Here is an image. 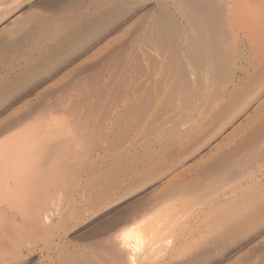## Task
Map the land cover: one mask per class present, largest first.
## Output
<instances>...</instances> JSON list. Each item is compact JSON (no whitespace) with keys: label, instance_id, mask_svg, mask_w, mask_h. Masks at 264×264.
I'll return each mask as SVG.
<instances>
[{"label":"rangeland","instance_id":"374dc122","mask_svg":"<svg viewBox=\"0 0 264 264\" xmlns=\"http://www.w3.org/2000/svg\"><path fill=\"white\" fill-rule=\"evenodd\" d=\"M2 1L0 0V5L3 3L0 8L5 11L9 6ZM156 1L158 0H103L98 3L95 0H19V7L11 17L0 21V141L12 134L20 133L30 126L36 127L41 125L36 130L41 131L43 129L44 137L46 135L43 142L47 146H45L46 150L43 148V151H46L47 155L50 151H54L51 156L53 154L60 155L59 157L62 156L61 160L56 163V167L60 168V170L62 167L63 169L66 167V171H69V169L71 171L75 167L74 171L77 173L80 170L85 171L83 177L80 179V184L74 183V180L71 178V182L68 183L71 186L67 187L66 183V186H63L65 188L61 189L60 197L62 200L65 199L62 204L65 207L64 210H67L69 214L67 218L69 220L66 219L64 222L66 225L63 224L57 230H54V236L51 235L50 239L44 237L42 233L30 229L25 212H21L18 209L10 211L9 216L11 221L18 220L19 226L22 225V228L16 227L13 225L14 221L8 225L10 228H13L14 234L18 235L16 238L20 240L19 242L16 238H11V240L14 239L17 245L20 246V250L18 249L15 254L16 256L14 255L13 259L10 260L11 264H71L73 262V264H84V262L85 264H107L108 261V264H112V256L111 258L107 256V254L112 255L110 253L112 250L110 252L106 251L108 247H105L99 251L98 247H94L106 234V236L111 235L110 233H114L121 225L132 219V216L137 217L143 210L159 204L158 202H161V199L167 195V191L175 187L174 183L178 186V183L181 185L185 181L193 180L194 185L199 186L200 181L208 177V180L205 179L206 182H201V184H207L211 178L220 177L224 173H227L223 172L222 169L232 164L233 166H240H234L240 173L234 167L231 169L235 172L237 171V174L234 175L235 179L237 175V181L234 180V183L236 185L240 184L236 188L238 190L237 194L242 196L245 193L244 197L246 201L250 200L247 201V203L250 202V205H247V209L249 206L248 210L250 211L247 210V215L251 214V212L252 215H249L251 221L250 225L246 228L248 230L239 229L235 233H232L229 232V226L226 225L221 228L222 233H220L222 235L217 233L218 236L220 235L217 237L216 233H212L208 229V223L204 224L201 220L195 219L191 222V228H188V232L191 233L192 237L194 235L193 238L195 240L199 239L200 243L197 248L199 252L203 248L202 253L198 257L189 258V260H187L188 258L183 260L180 258L177 261L174 259L176 263L169 258L170 261L167 259L166 262L167 264H183V262L184 264H264V209L263 213L257 211V206L264 204V197L255 196L252 192V189L257 185L264 186V177L262 175L264 172H261L264 171V158H262L264 155L258 158L255 153L262 151L259 149L252 150L250 145L251 138L257 132L259 133L261 127L263 128L264 126L262 125L264 124V101H261L264 97L262 96L260 99L262 102V107L260 108L263 110L257 111V118H255L256 116H252V118L244 121L243 126L239 124L240 121L235 122L226 133L218 136L213 141L212 148L206 147L195 155H191L194 147L203 139L199 136L202 133L201 130L203 128L207 129L212 124H216L221 119L223 111L229 106L238 104L237 102L241 100H239L240 97L242 98L244 94L253 91L254 88L264 82L262 81L264 80V72H262L264 71V68L262 69V66H264V60H262L264 58V37L262 39L259 36H251L246 29H243L244 24H241L242 29L237 26L235 28L234 40L235 44L238 45H235L236 49L238 47V51L235 53V61L231 62L236 64L233 69L234 71L236 67L239 69L235 71V81L237 82L235 83L238 87L236 91H238L233 93L231 99L228 97L223 101L217 100L218 105L215 103L214 100L217 97L220 98L219 95L216 96L218 94L216 91L220 89V85L223 83L226 86L229 85L230 76L225 75L224 79H227L225 82L224 79L220 83L215 81V79L211 83L210 81L204 82L208 83V90H206V84L202 83V87L206 88V93H210L209 96L213 97L214 94L212 95V93H216V98L213 97L214 100H211L213 102H211V106H214L211 107L212 111L208 103L210 97L205 96L204 90L200 94L203 97L200 96V92L196 88L192 89V94L190 92L192 98L190 106V104L187 105L185 103V98L188 94H185L183 91L179 92L173 88L174 77L171 73L172 70H166L169 67L165 69L164 67H160L161 70L159 71L158 66L155 73L154 60H149L151 62H141L143 63L142 69L143 67L145 68L141 73L135 69L137 60V56L135 55L136 49L132 47V50H134L130 53L131 41L147 25L152 24V18L157 17L160 13V8ZM177 1L179 2L180 0ZM170 11H172V16L176 22L182 26L185 20L183 14L175 11L172 6ZM159 21V18H157L156 23H160ZM236 34H238V39L236 38ZM247 37H251L252 39L250 40ZM236 40L238 41L236 42ZM259 40H262V43ZM232 42L233 40H226V43L229 45H232ZM122 52L123 60L113 59L117 53ZM126 54L129 56L126 57ZM130 55L132 56L130 57ZM259 58L262 61L261 66V61L258 63ZM248 61L253 65V68L251 64L248 65ZM146 66H149V68ZM258 68L259 71H257ZM245 69L247 70V75L246 71L244 72ZM163 70H166L167 73ZM255 71L257 72L255 73ZM169 73L171 76H169ZM148 75L150 76L148 77ZM157 75L159 76L157 77ZM260 79L261 81H259ZM146 80L147 82H144ZM256 81L259 83H257L258 85ZM211 84L214 86L213 89L211 88ZM225 84L221 85L222 87L219 90L221 96L224 92L223 96H227L228 94ZM223 86L225 91H222L224 90ZM209 89L211 92H209ZM171 96L175 97V100L172 102L167 101V98ZM233 96L235 97L233 98ZM200 97L201 99H207L203 101ZM146 99L151 101L147 102L145 101ZM197 99H200L201 102ZM232 99L235 100L233 101ZM217 106L218 108H216ZM200 107H202V110ZM225 107L227 108L225 109ZM113 111H115L114 114ZM199 111L203 116L200 115ZM221 111L223 113L219 115ZM217 113L220 117H217ZM212 119L213 121L211 122ZM53 126H57L56 132ZM59 127H62L65 132L61 128L59 129L60 132L58 131L57 133ZM66 127L67 130L69 128L68 131H66ZM175 127H177L176 130L178 132L173 130ZM191 130H193V133ZM51 131L55 132V134L51 133ZM199 131L201 132L199 133ZM55 136L57 140L52 141ZM178 136L180 140H178ZM175 139L176 141H174ZM47 140L48 143L46 142ZM180 141L182 142L181 145ZM246 142H249V144ZM53 144L54 148H50ZM169 148L170 150H167ZM180 151L183 154L181 156ZM253 152H255V155ZM254 157L255 159L257 157V159L254 160ZM243 161L244 163L246 161L250 162L249 167L251 168L247 167L250 176L246 175V168H243V166H248V163L246 162L245 165H242ZM59 162L61 166H59ZM97 166L101 168L94 169ZM68 167L69 169H67ZM166 167L171 168V171L167 172V174L163 172V169L164 171L167 169ZM112 171L114 172V176ZM115 171L118 173L116 174ZM126 171L128 172L127 174ZM155 171L156 173L163 174V176L141 190L138 194L126 198L120 204L112 206L113 202H111L112 208H109V210L105 209L108 206L105 208L102 206L105 201L101 202V204L98 201V190H102L109 185L110 187L108 188L111 189L112 187L113 193L117 191L111 197L115 199L122 196L132 184L139 185L142 181L148 179L152 173H155ZM103 174L106 175L103 176ZM240 175L244 178H241ZM196 176H199L201 179L195 180ZM90 177L91 179H89ZM123 178L124 183L123 181L122 183L124 185L119 182ZM240 178L242 179L241 183L238 180ZM256 178L259 179L256 180ZM66 179L64 182L70 181L69 178ZM135 180H137V183ZM86 181H88L87 184H85ZM96 181L98 186L96 185ZM250 181H252L251 186H248L250 185ZM110 183L112 184L110 185ZM119 183H121V188ZM59 184L61 185L60 182ZM72 184H75V187ZM91 184L96 185V187ZM92 187L93 190L95 188V191L89 195L90 200L92 198V201H90L88 193L91 192ZM49 189L51 193L54 191L52 187H49ZM82 190L84 192H81ZM247 190L250 191L247 192ZM70 193L72 199L70 198ZM82 195L84 197H81ZM83 198L86 204L83 203ZM96 198L98 199L96 200ZM97 201L99 206L97 205L98 203L96 204ZM89 203L90 206L88 205ZM167 205L168 203L165 204V206ZM80 207L81 216L78 219L76 218V220L73 217L77 213V210L80 211ZM83 208L85 210H82ZM72 211L75 212L74 216ZM24 216L25 218H23ZM211 218L209 222L213 224L217 218L214 216ZM195 226L197 230H195ZM27 229L32 231V233H29ZM21 230L24 232H21ZM209 232L211 235L207 236ZM212 236L215 240L212 239ZM91 242L92 245L90 244ZM89 244L94 247L93 250L97 251L98 255H102L103 262L101 260L102 257L100 255L97 257V254H94ZM2 250L0 246V252ZM86 257L88 258L87 261ZM260 259L263 263L262 261L260 262Z\"/></svg>","mask_w":264,"mask_h":264},{"label":"bare ground","instance_id":"6f19581e","mask_svg":"<svg viewBox=\"0 0 264 264\" xmlns=\"http://www.w3.org/2000/svg\"><path fill=\"white\" fill-rule=\"evenodd\" d=\"M3 1L9 7L5 11L1 10V8H0V10H1L0 21L4 20L6 18H10L11 15L14 13V11L17 10V8L19 7V4H20L19 0H3ZM95 1H97L99 3V2H102L103 0H95ZM180 1L179 2L177 0H158V1H156V3L158 4V7L160 8V13L158 14L157 17L155 16L154 18H152V24L147 25L145 27V29L133 41H131V45H130L131 51L130 50H128V51H130V53H132L134 50V49L132 50V47H134L136 49V53L137 52L139 53V54L135 53V55L137 56L135 69H137V71H139L140 73L142 72L143 69H145L144 67L142 69L143 63H141L144 61L147 62L149 60H154L153 64H155L154 65L155 73H156V69H158V66H159V71L161 70L160 67H164V69L166 67H169L166 70H168V69L172 70L171 73L173 74L172 76L174 77V78L171 77L174 79V81H173L174 87L173 88H175V90H177L179 92L183 91L185 94H188V96L185 98L186 99L185 103H187V105H189L190 102L192 101V98H191V94L193 92L192 89H195V88L198 89V91L200 92L199 95L203 93V90H204V93H206V91H205L206 88L204 86L202 87V83L208 82V81H210V83H211V81L214 82V79H215V81H218L220 83L224 79L225 75L230 76L229 77L230 80L228 81L229 87L226 86L225 83H223L227 87L226 88L227 93H228L227 96H225V95L223 96V94H225V92L224 93L222 92L223 93L222 96L220 95L219 90L221 89V87H222L221 85H223V84H221L219 87L220 89L218 91H216V93L218 92L217 95H216V93H212V95L214 94L213 95L214 98H216L215 95L216 96L219 95L220 98L217 97L216 100H214L213 97L209 96L210 93L209 94L206 93V95L204 94L206 97H208V96L210 97L209 102L208 101L207 102L210 104L209 107L211 108L213 106V105L211 106V102H212L211 100L212 99L218 105L217 100L223 101V100L227 99L228 97H229V99H231L233 93H235V91H236V88L238 89L237 84H236L237 82L235 81V78H236L235 77L236 76L235 71L239 70V69H237V67H236V69L234 71L233 69L236 66V64L231 62V61H235L234 60L236 58L235 53H236V51H238V47L236 49V46H238V45L235 44V40H234L235 28L237 26L241 28V24H244L243 25L244 28L243 27L242 28L246 29L247 32H249V34L251 36H253V37L259 36V37H262V39L264 37V0H180ZM1 5H3V3ZM171 6L173 7V9L175 11L181 12L183 14V18L185 17V20H184L182 26L180 25V23H177L176 20L174 19V17L172 16V13H171L172 11H170ZM157 18H159L160 23H156ZM238 31H240V30H238ZM238 34H236L237 39H238V37H237ZM247 38H249V37H247ZM249 39L251 40L252 38L250 37ZM255 39H256V37H255ZM226 40H233V42H232L233 44L232 45L227 44ZM237 41L238 40H236V42ZM261 41L259 40V42H261ZM126 53H128V52H126ZM122 54H123V52L117 53V55H115L113 59H122L123 58ZM132 55H130V57ZM234 55H235V57H234ZM252 55H253V53H252ZM128 56L126 54V57H128ZM124 57H125V54H124ZM231 58H232V60H231ZM125 59H127V58H125ZM249 59H250V57H249ZM262 60H264V58ZM260 61H261V59L259 60L258 63H260ZM149 62H151V61H149ZM249 62L250 61H248V65L251 64ZM134 63H135V61H134ZM261 65H262V61L260 63V66ZM150 66H152V65H150ZM256 66H255V68H256ZM146 67L149 68V66H146ZM251 67L253 68L252 64H251ZM263 68H264V66H262V69ZM166 70H163V71H166ZM247 70H248V67H247ZM247 70L246 69L244 70V72L246 71V75H247ZM146 71H147V69H146ZM148 71H149V69H148ZM257 71H259V68ZM257 71H255V73ZM242 72H243V70H242ZM262 72H264V71H262ZM144 73H142V74H144ZM146 73H148V72H146ZM166 73H167V71H166ZM149 76L150 75H148V77ZM158 76L159 75H157V77ZM169 76H171V74ZM258 76H259V74H258ZM238 79H240V78H238ZM226 80L224 79V82ZM259 81H261V79ZM262 81H264V80H262ZM144 82H147V80ZM257 83L258 82L256 81V84ZM204 84H206V83H204ZM213 84H211V85L213 86ZM216 85H217V83H216ZM207 86H208V83L206 84V87ZM212 86H211V88L213 89L214 86L213 87ZM254 86L256 87V85H254ZM201 87L204 89H202ZM208 88L209 87H207L206 90H208ZM217 88H218V85H217ZM223 89H224V86H223ZM214 91H215V89H214ZM222 91H225V89ZM190 92H191V94H190ZM209 92H211L210 89H209ZM200 96H202V95H200ZM262 96L264 97V82L262 84L258 85L256 88H254L253 91H250V92H247L246 94H244L242 96V98L240 97L239 100L240 99L241 100H240V102H237L238 104L229 106L228 108L225 107V109L227 108L225 111H223L224 108L222 107L223 108L222 111L224 113L221 111V114H219V115H222V113H223L222 117H220L218 115V113H220V112L217 113V117L219 116L221 119L218 122L216 121L217 122L216 124H214V125L212 124L211 126H208L207 129L203 128L205 130L203 131V129H202L201 130L202 133H200L201 131H199V133H200L199 136H201L203 139L197 143V145H196V147H194V149L192 148L194 150L193 153L191 151H189L187 148L186 149L192 153L191 155H193V154L195 155L197 152L202 151L203 148H206V147L212 148L213 141L218 136L226 133L227 130L235 122L240 121L239 124L243 126L244 121H247V119L252 118V116H254V117L256 116L257 111L262 109V108H260V107H262L261 101H264L263 98H262L263 100L260 101ZM234 97L235 96H233V98ZM200 99H201V97H200ZM200 99H197V100H200ZM206 99L207 98H203L201 100L204 101ZM142 100L144 101V99H142ZM174 100H175V97H173V96L167 98V101L172 102ZM201 100H200V102H201ZM145 101L149 102L151 100L146 99ZM194 103H195V100H194ZM191 104H190V106H191ZM216 104H215V106H216ZM187 105H185V106H187ZM196 105H197V103H196ZM263 105H264V103H263ZM207 106L208 105L206 103V107ZM204 107H205V105L203 106V109H204ZM179 108H180V106H179ZM200 108L202 110V107H200ZM216 108H218V106ZM197 110H199V109H197ZM211 111H212V108H211ZM114 113H115V111H113V114ZM197 114H199V113H197ZM201 114L202 113L200 112V115ZM213 114H214V112H213ZM206 115H207V112H206ZM201 116H203V115H201ZM217 117H215V118L217 119ZM186 118H187V116H186ZM255 118H257V116ZM255 118H253V119H255ZM213 119H214V117H213ZM213 119L211 120V122L213 121ZM207 123H210V122H207ZM205 124H203V125H205ZM194 125H195V122H194ZM198 125H200V124H198ZM206 125H208V124H206ZM262 125H264V124H262ZM201 126H202V123H201ZM38 127H41V125L36 126V127L30 126L27 129L22 130L20 133L12 134L3 140L1 139V141H0V246L3 249L2 252H0V264H11L12 262L10 260L13 259V256L17 253L18 249L20 250V246L17 245L15 240L14 239L11 240V238H16L18 235L14 234L13 228H10L8 226L9 223H11L13 221H14V224L13 223L12 224L16 227H18L20 223L17 222L18 220L11 221V218L9 216L10 211L18 209L21 212H25V215L29 221V223L28 222L27 223H28V225H30V229H33L35 232L37 231L38 233H42L44 235V237H46V238L48 237L50 239L51 235L54 236L53 235L54 230H57L58 227L65 224L64 222L69 216V214L67 213V210H64L65 207L62 204L65 199L62 200L60 197L61 189L65 188L63 186H66V183H67V187L71 186L70 184H68L71 182V178H72V180H74V183L80 184L79 183L80 179L83 177V173H85V171H81V170L79 173H77L76 171H74L75 167L71 171H70L69 167L67 168V169H69V171H66V167H64L65 169H63V167H62L61 170H60V168L56 167V165H57L56 163H58V161L61 160L62 156L59 157L60 155L57 156L55 154H53L51 156V154L54 151L53 152L50 151V153L48 151L49 154L47 155V152L43 151V148H44V150H46L45 146H47V145H45L46 143L44 144V142H43V141H45L44 138H46V135L44 137L43 132H42L43 131L42 128H41L42 129L41 131L36 130V129H38ZM53 127H54V131L56 132L57 126H53ZM61 128L60 127L58 128L57 133H58L59 129H61ZM176 129H177V127H175L173 130H176ZM194 129H196V128L194 127ZM259 129H260V126H259ZM62 130H63V128H62ZM68 130H69V128H68ZM68 130L66 127V131H68ZM261 130H263V131H261ZM191 131L193 133V130H191ZM55 132L51 131V133H54V134H55ZM185 133H187V132H185ZM44 134H45V132H44ZM189 134H190V132H189ZM195 134H196V131H195ZM195 134H193V135H195ZM197 134H198V129H197ZM177 135H178V133H177ZM175 137H177V136H175ZM189 137H191V136H189ZM182 138H183V135H182ZM196 138H198V137H196ZM55 139L57 140L56 136H55V138L52 139V141H54ZM63 139H65V138H63ZM186 139H188V138H186ZM248 139H250V138H248ZM178 140H180L179 136H178ZM174 141H176V139ZM183 141H184V138H183ZM46 142L48 143V140ZM250 142H251L250 145L252 147V150L259 149L262 151L260 153L253 152V154L255 153L258 156V158L263 156L264 155V126H263V128L261 127L259 133L257 132V134H254V136L251 138ZM246 143L249 144V142H246ZM181 144H182V142L180 141V145ZM50 148H54V144L52 146H50ZM245 149H247V148L245 147ZM245 149H243V150H245ZM167 150H170V148ZM176 150H177V148H176ZM208 151H210V150H208ZM250 153H251V151H250ZM161 154H163V153L161 152ZM181 155H183V154L180 151V156ZM188 155L191 156L190 154H188ZM246 155H248V154H246ZM242 157H243V155H242ZM187 158H189V157H187ZM262 158H264V157H262ZM253 159L256 160L257 157H256V159H255V157ZM250 160H252V159H250ZM211 162H212V160H211ZM246 162L244 163V161H243L242 165L243 164L245 165ZM247 163H248V166L247 165H246V167L243 166V168H246V171H247V167H249L250 162H247ZM120 164H121V161H120ZM160 164H159V166H160ZM178 164H179V162H178ZM59 166H61L60 162H59ZM118 166H119V164H118ZM234 166L240 167L238 165H234ZM234 166L232 164L227 168H223L222 171L227 172L228 174L224 173L225 175L223 174L220 177H213V178H211L210 181H208L207 184L206 183L201 184V182H206L205 179H207L208 177L205 179H202L204 181L201 180L200 183L198 182L199 186L194 185L195 183H193V180L185 181V182H183V184L180 183L181 185H179V183H178V186L174 183L175 187L171 188L169 191H167V195L163 199H161L162 200L161 202H158L159 204H155V206H152V208L150 206L149 209H145V210H143V212L141 211L142 213L140 215H138L137 217L132 216V219L128 220L126 223L121 225V227H119L118 230H115L114 233H110L111 235H108V236H106L107 235L106 234L105 237H103L99 242L97 240L98 243L96 246L94 245V247L95 248L98 247L99 251L101 248H105V247H108V249H106V251L108 250L110 252V250H112L110 252L112 255L107 254V256H109V258H111V256H112V258H111L112 260L110 259L111 261H113L112 264H163L167 261V259L169 260V258L171 260L175 259L177 261V259H180V258L182 260L185 258L186 259L188 258L187 260H189V258L198 257L202 253L203 248H202V250L200 249L201 251L199 252V249L197 248L198 244L200 243L199 239L195 240L193 238L194 235L192 237L191 233L188 232V228H191L190 225H191V222L193 220L199 219L204 224L208 223L209 224L207 226L208 229H210L212 233H216V234L220 233L221 228L223 226H226V225L229 226L228 227L229 232H232V233L233 232L235 233L239 229L240 230L246 229L250 225L251 218L249 217V215H252V212H251V214L248 213L249 215H247V210L249 209V206L247 209V205H250L249 204L250 202L247 203V201H250V200L246 201V198L244 197L245 193L243 192V190H242V192L244 194L242 196L237 194L238 190H236V188H237V185H240V184L236 185V183H234V180L237 181V175H236V179H235L234 175L237 174L236 172L238 171ZM254 166H255V164H254ZM232 167H234L237 171L235 172L234 170H231V169H233ZM98 168H101V167L97 166L94 169H98ZM249 168H251V167H249ZM76 170H77V168H76ZM184 170H186V169H184ZM169 171H171L170 167L165 169V171L163 169V172H165L166 174ZM243 171L245 173V169ZM261 172H264V171H261ZM115 173H116V171H115ZM127 173L128 172L126 171V174ZM247 173H246V175L250 174L249 170L247 171ZM254 173H256V172H254ZM183 174H184V172H183ZM105 175L106 174H103V176H105ZM262 175L264 177V173ZM93 176L95 177L94 174H93ZM110 176L112 177V175H110ZM113 176H114V172H113ZM162 176H163V174L156 173V171H155V173H152V175H150V177L148 179H146L145 181H142V183H140L139 185H133L132 184L128 189H126L127 190L126 192L124 191L125 193L122 194V196L115 198V199H113L111 197L114 196V194L117 191L116 192L114 191V193H113L111 190L112 187H111V189H109L108 187H110V186L105 185L107 183V181H106V183L104 184V186H106V187H104L102 185V187H104V188L102 190L101 189L98 190L99 191V193L97 194V197L99 198L98 201H100V204H101V202L105 201L104 204H102V206H104V208L108 206L105 209L109 210V208H112V206L120 204L126 198H130V197L138 194L139 192H141V190L150 186L151 184H153V182H155L157 179L161 178ZM175 176H177V175H175ZM254 176H255V174H254ZM144 177H145V175H144ZM240 177H241V175H240ZM66 178H69L70 181L64 182L65 180H67ZM247 178H248V176H247ZM89 179H91V177ZM197 179L200 180L201 178H199V176H196L195 180H197ZM240 179H238L239 183L242 182V179L241 180ZM258 179L259 178H256V180H258ZM96 180H97V177H96ZM99 180H98V182H99ZM249 180H251V179H249ZM122 181L124 183V178L122 180H120L119 182L122 183ZM135 181L137 183V180H135ZM59 182L61 183V185L59 184ZM172 182H174V181H172ZM251 182L252 181H250V185H248V184L247 185L251 186ZM87 183H88V181H86L85 184H87ZM121 183H119L120 188L122 187ZM97 184L98 183L96 181V185ZM111 184L112 183H110V185ZM74 185L75 184H72V186H74ZM91 185L94 186V184H91ZM96 185L94 187H96ZM49 187L54 188V191L52 193H51ZM67 187H66V189H67ZM100 187H101V185H100ZM76 188H78V187L76 186ZM245 188H246V186H245ZM83 190L81 192H84ZM244 190L246 191V189H244ZM93 191H95V188L93 190V187H92L91 192L88 193L89 200H90L89 195H91V193ZM249 191L247 190V192H249ZM242 192H240V193H242ZM252 192L254 193L255 196L263 198L264 197V195H263L264 194V186L263 185L262 186L257 185L254 189H252ZM77 193H78V191H77ZM72 195H73V193H72ZM95 195H96V192H95ZM251 195H253V194H251ZM70 196H71V193H70ZM81 197H84V196L82 195ZM246 197H248V196H246ZM65 198H66V195H65ZM70 198L72 199V196ZM88 198H87V200H88ZM98 198H96V200ZM82 200L84 201V198ZM90 201H92V198ZM98 201L96 202V204L98 203ZM106 201H108V202H106ZM111 202H113L112 206H111ZM155 202H156V200H155ZM83 203H85V201ZM167 203H168V205L165 206V204H167ZM169 203H171V204L169 205ZM96 204H94V205H96ZM144 204H146V203H144ZM72 205H75V204H72ZM88 205L90 206V203ZM97 205L99 206V203ZM148 205H149V202H148ZM83 206H84V204H83ZM73 209H74V207H73ZM105 209H104V211H105ZM257 209H258L257 210L258 212L263 213L264 212L263 211L264 204L258 205ZM82 210H85V208H83ZM85 212H87V211H85ZM69 213H70V211H69ZM72 213L74 216L75 212L72 211ZM137 213H138V210H137ZM83 215H84V213H83ZM260 215H262V214H260ZM79 216H81V207H80V211L77 210V213L75 214V216L73 218L78 219ZM213 216L216 217L217 219L214 223L212 222L213 224H210L209 220ZM23 218H25V216ZM71 219H72V217H71ZM67 220H69V219H67ZM257 220H258V218H257ZM197 225H198V223H197ZM21 226H19V227H21ZM23 226H24V223H23ZM200 226H201V224H200ZM207 227H206V229H207ZM195 230H197V227ZM246 230H248V229H246ZM22 231L23 230H21V232ZM27 231L29 233H32V231H30L28 229H27ZM61 231H62V228H61ZM226 231H227V229H226ZM226 231H224V232H226ZM193 233H194V231H193ZM13 234H14V237H13ZM210 235L211 234L209 232V235H207V236H210ZM213 235L215 236V234H213ZM223 235H224V233H223ZM225 235H227V234H225ZM35 236H37V235H35ZM219 236L217 234V237H219ZM204 238H205V236H204ZM227 238L229 241V236ZM22 239H23V237H22ZM52 239H53V237H52ZM212 239H214L213 236H212ZM16 240L20 242V240H18L17 238H16ZM216 240H217V238H216ZM23 243H24V241H23ZM90 244L92 245V242ZM90 244H89V246H91ZM229 244H231V243H229ZM16 246H18V247L16 248ZM94 247L91 246V249L93 250ZM109 252H106V253H109ZM95 253L97 254V257L100 255V254L98 255L97 251H94V254ZM100 256L102 257V255H100ZM94 257L96 258V256H94ZM109 258H107V259H109ZM87 259L88 258L86 257V261H87ZM84 260H85V258H84ZM101 260L103 262V257L101 258ZM175 260H174V262H176ZM184 261L186 262V260H184ZM261 261L262 260L260 259V262ZM105 262H107V261L105 260ZM108 262H107V264H108ZM181 262H183V261H181ZM73 263H71V264H73ZM262 263H263V261H262ZM84 264H85V262H84ZM165 264H167V262ZM183 264H184V262H183Z\"/></svg>","mask_w":264,"mask_h":264}]
</instances>
